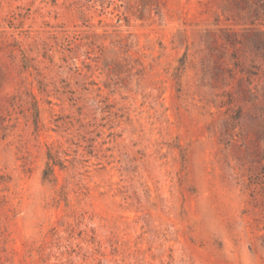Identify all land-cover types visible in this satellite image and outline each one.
<instances>
[{
	"label": "rangeland",
	"instance_id": "374dc122",
	"mask_svg": "<svg viewBox=\"0 0 264 264\" xmlns=\"http://www.w3.org/2000/svg\"><path fill=\"white\" fill-rule=\"evenodd\" d=\"M0 264H264V0H0Z\"/></svg>",
	"mask_w": 264,
	"mask_h": 264
},
{
	"label": "trees",
	"instance_id": "16d2710c",
	"mask_svg": "<svg viewBox=\"0 0 264 264\" xmlns=\"http://www.w3.org/2000/svg\"><path fill=\"white\" fill-rule=\"evenodd\" d=\"M56 166L61 167V164H59L57 158L52 152H48L47 153V164H46V168L44 171V178L46 180H49L50 178H54V168Z\"/></svg>",
	"mask_w": 264,
	"mask_h": 264
}]
</instances>
